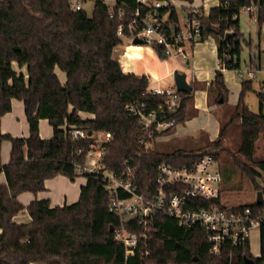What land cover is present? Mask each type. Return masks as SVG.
<instances>
[{
  "label": "trees",
  "instance_id": "obj_1",
  "mask_svg": "<svg viewBox=\"0 0 264 264\" xmlns=\"http://www.w3.org/2000/svg\"><path fill=\"white\" fill-rule=\"evenodd\" d=\"M70 1L0 0V119L11 111V100H18L23 103L29 128L26 138L0 134V146L3 142L10 144L8 162H0V173L6 179V184L0 186V264H244L245 259L264 264V220L258 228V257L252 256L247 241L237 248L226 246L216 258L209 256L208 235L200 226H181L175 219L159 214L148 222L147 256L125 257L124 247L110 229L117 228L120 220L108 210L110 194L101 174H79L77 170L85 163L92 141L73 140L69 129H83L87 135L109 133L111 139L102 144L104 169L118 178L130 173L138 194L148 198L155 192L159 164L177 167L191 164L204 154L213 155L216 161L219 153L230 155L223 140L230 126L239 121V158H230L241 176L264 196V159H254L255 143L264 128V92L256 93L259 111L253 113L244 101L252 90L251 81H241L238 102L228 121L220 126L217 139L198 151L164 153L145 149L139 143L143 128L126 105L137 103L150 111L163 105L164 99L147 92L149 80L145 75L123 73L113 59V51L122 39L116 35L119 20L109 18L108 6L95 0L88 17L83 10H72ZM118 1L136 7L135 0ZM256 1L219 0L207 14L197 10L202 13L200 41L209 36L215 39L217 59L223 58L225 70L240 67L241 43L245 41L239 29L240 9L253 5L258 26H264V0ZM170 8V18L176 20V11L172 5ZM228 33L232 36L227 38ZM153 49L159 59H166ZM56 70L64 73V82ZM193 90L179 93L180 108L171 116L174 125L161 133L195 115ZM208 93L210 105L219 100L226 103L222 72L216 71ZM79 113L93 118L83 119ZM39 120H47L53 130L51 138L40 137ZM158 135L154 131L153 139ZM153 139L146 141L151 144ZM58 175L70 181L79 175L86 179L76 202L51 207L48 200H33L24 207L17 200L24 192L36 195L44 191V181ZM195 202L199 207L211 204ZM216 204L228 211L248 208L255 216L264 212V199L259 205L255 201ZM22 210L31 219L27 224L13 221ZM125 227L131 232L141 231L136 223Z\"/></svg>",
  "mask_w": 264,
  "mask_h": 264
},
{
  "label": "built area",
  "instance_id": "obj_2",
  "mask_svg": "<svg viewBox=\"0 0 264 264\" xmlns=\"http://www.w3.org/2000/svg\"><path fill=\"white\" fill-rule=\"evenodd\" d=\"M110 1L111 5L105 4L108 6L109 18L119 20L116 28L119 38L142 40L156 48L163 57L188 62L192 45L201 40L202 13L198 9L185 12L180 21L177 15L176 20L170 18V2L135 0L136 7L130 8L118 0ZM70 7L74 11L82 10V5L77 0H71ZM254 10L255 7L250 5L241 8L240 12L253 13ZM217 70L226 71L223 58L217 59ZM235 72L240 82L246 79L245 75L250 79L254 76L252 69ZM147 92L162 97L163 105L150 111L137 103L126 105L127 111L137 118L143 128L144 135L139 143L145 149H149L150 143L146 139H153L154 131L169 129L174 125L171 116L179 110L181 104L179 92L174 85L168 88L148 87ZM100 134L103 139H98V134L87 135L79 128H70L68 131L73 140L87 138L92 141L85 163L79 165L77 170L79 174H101L110 194L108 210L120 220L119 226L113 229L114 239L124 247L125 257L136 254L147 256L148 222L158 214L175 219L181 226H200L208 235V254L216 258L221 257L226 246L237 248L245 245L251 232L258 229L261 220H264V212L255 216L248 208L228 211L216 204L217 201L222 202L223 173L211 154H204L188 165L176 167L166 163L159 164L154 178V194L148 198L138 194L130 173L118 178L104 169L105 149L102 144L108 142L111 135ZM120 193L124 197H120ZM196 200L211 204L199 207ZM127 223H136L141 226V231H129L125 227Z\"/></svg>",
  "mask_w": 264,
  "mask_h": 264
},
{
  "label": "crops",
  "instance_id": "obj_3",
  "mask_svg": "<svg viewBox=\"0 0 264 264\" xmlns=\"http://www.w3.org/2000/svg\"><path fill=\"white\" fill-rule=\"evenodd\" d=\"M218 1L219 0H190L188 2L184 0H177V2L185 8L199 9L206 14L212 7L218 5ZM241 12L238 18L239 29L240 32H242V36L243 34H247L248 36L246 41L248 59L245 62V65L247 66V70H254V76L252 79L246 75L245 78L246 80H253L252 88L254 92H264V26H258L256 19V8L253 13H248L245 11ZM113 59L119 63L123 73L135 72L133 74L138 76L145 75L149 80V88H168L173 86V78L170 81H162L160 74L169 76L171 75L172 70L168 67V65L164 64V61L159 60L153 48L152 51H150L144 48L143 45H133L132 40L130 39H122V43L118 45L113 51ZM216 60L217 43L212 36H209L205 40L192 45L188 62L185 64L189 65L191 63L193 69L190 70L191 75H187V72L184 74H186L188 83L192 86V89H194L192 95L193 107L196 110V113L184 123L176 125L172 131H169L171 133L169 135L161 133L166 129L160 130L158 132L159 135L151 142V144L155 142L165 143L177 138L178 134L185 133L186 131L198 133L199 137H204V139H206V143L217 139L220 126L222 124L220 123L219 119L212 116L211 112L213 111L214 105H210L208 102L210 96L208 93V88L217 71V69H215L217 68L215 67V64L217 63ZM150 63L153 64L150 65ZM56 73L61 82H64V73H61L58 70H56ZM223 80L227 90L226 104L229 107L234 108L238 102L241 90V82L238 79L236 72L234 74L227 73L223 75ZM194 93L200 94L198 95L199 97L195 98ZM250 111L257 113L259 111V103L257 111H254V109ZM262 112H264V108H262ZM206 114L211 115L213 119H211L208 124L205 122L203 125H200V129L195 130L197 127L196 121L205 118ZM79 115L83 119L93 118V115L86 113H79ZM177 127L178 130H176ZM38 128L39 135L42 139H49L52 137L53 130L48 124L47 120H39ZM0 134H10L12 137L18 138L28 137L29 128L24 114L23 103L21 101L11 100V111L2 116L0 119ZM163 134L164 136H162ZM99 135L101 134H98V136ZM9 155L10 144L8 142H3L0 146V162L2 165H5L8 162ZM85 182L86 179L84 177L70 181L68 178L58 175L44 181V191L39 192L36 195L30 192H24L18 195L17 200L24 207H26L33 200H48L51 207L70 205L78 200L80 188L85 184ZM5 184V176L3 173H0V186ZM13 221L17 224H27L31 221V219L26 210H22L16 216H14ZM256 231V236L258 239L256 251L252 250L251 247V234L248 240L250 253L254 257L259 256V230L256 229Z\"/></svg>",
  "mask_w": 264,
  "mask_h": 264
},
{
  "label": "rangeland",
  "instance_id": "obj_4",
  "mask_svg": "<svg viewBox=\"0 0 264 264\" xmlns=\"http://www.w3.org/2000/svg\"><path fill=\"white\" fill-rule=\"evenodd\" d=\"M77 1L81 3L82 10L85 12L86 16L91 17L95 0H77ZM101 1H103L104 3L108 5H111L112 3L110 0H101ZM170 3L175 9L178 19L181 21L183 15L186 12L185 7L181 6L177 2V0H170ZM243 36H244L245 41L241 43L242 51L240 55V67L238 69L240 71L247 70V66L245 65V62L248 59V56H247L248 51H247V46H246V41L248 39V36L247 34H243ZM143 46L147 50L152 51L151 46L147 44H144ZM159 60L164 61L165 62L164 64L168 65V67L172 70L171 75L169 76L160 74L161 79L164 82L170 81L173 78V73L175 71L179 73L187 72V75H191L190 70L193 69L191 63L189 65H186L185 62H183L182 60H179V59L175 60L173 58H166V59H159ZM152 64L153 63H150V65ZM215 65H216L215 67H217V63ZM227 73L234 74L235 70H226L222 72L223 75ZM252 81H251V86H252ZM256 92H254L252 88V90L247 92L244 97V101L247 103L250 110L254 109V111H257L258 109V99L255 94ZM198 93H194L195 98L199 97L198 95L200 94ZM213 107H214L213 111L211 112L212 116L214 118L219 119L221 124L226 123L227 119L232 113L233 108L229 107L226 103L214 104ZM212 116L206 114L205 118H202L196 121L197 127L195 128V130L200 129L199 126L203 125L205 122L208 124L210 120L213 119ZM176 130H178V127L176 128ZM167 134L169 135L171 133L166 132L165 135ZM162 136H164V134ZM98 139H103V136L99 135ZM239 144H240V123L238 121L232 124L230 128L228 129L225 135V138L223 140V146L228 150L230 155H236L239 158V155L237 153ZM205 145H206V139H204V137L203 138L199 137L198 133H194V132L191 133L190 131H186L185 133L178 134L177 138H174L165 143H162V142L152 143L149 149L158 151V152H164V153H172L177 150L191 152V151H198ZM230 155L227 153L226 154L219 153V158L217 159L218 166L223 171V175H224V182L222 185V194H221L222 202L228 206H231V205H237V204H246V203L255 201L257 191L253 189L251 182L247 178H243L241 174L235 169L234 165L232 164ZM254 159L255 160L264 159V128L261 129L259 137L255 143ZM77 178H83V176L79 175ZM256 234H257V231L254 230L251 232V237H250L251 243H252V246H251L252 250H255V251L258 245V239H257Z\"/></svg>",
  "mask_w": 264,
  "mask_h": 264
},
{
  "label": "water",
  "instance_id": "obj_5",
  "mask_svg": "<svg viewBox=\"0 0 264 264\" xmlns=\"http://www.w3.org/2000/svg\"><path fill=\"white\" fill-rule=\"evenodd\" d=\"M160 1L169 2V0H160ZM256 2H257L256 0H253V4H256ZM231 36H232L231 33H228L226 35L227 38ZM132 44L133 45H144L145 43L142 40L133 39ZM173 85L176 91H178L179 93H189L192 91V86L188 83L186 79V74L184 73H179L177 71L173 73ZM218 103H222V100H219ZM262 199H264V196H262L261 191H258L256 195L255 203L257 205L261 204ZM110 229L113 230L112 227ZM244 264H254V262L251 259H245Z\"/></svg>",
  "mask_w": 264,
  "mask_h": 264
}]
</instances>
